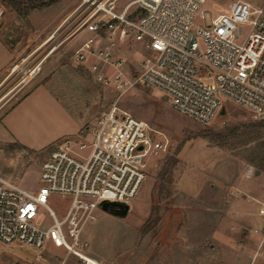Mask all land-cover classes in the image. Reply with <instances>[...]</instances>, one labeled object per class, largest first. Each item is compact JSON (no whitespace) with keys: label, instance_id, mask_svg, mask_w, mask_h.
<instances>
[{"label":"rangeland","instance_id":"1","mask_svg":"<svg viewBox=\"0 0 264 264\" xmlns=\"http://www.w3.org/2000/svg\"><path fill=\"white\" fill-rule=\"evenodd\" d=\"M234 1L205 0L202 8L216 15ZM242 1L258 7L264 0ZM78 4L59 0L22 17L0 1V79L7 77L0 82V177L35 193L49 153L66 140L85 141L95 120L115 107L162 134L168 148L150 160L125 218L94 212L95 220L84 227L92 228L85 255L102 264H264V169L251 163L253 152L264 150L260 143L235 147L231 140L221 145L211 139L227 127L256 122L251 114L225 104L224 116L202 125L153 89L99 82L71 59L86 35L54 34ZM121 55L129 78L149 53L131 43ZM171 158L176 164L167 169ZM69 201L52 195L47 205L60 220ZM41 222L52 224L45 210ZM0 264L85 263L47 244L42 250L4 246Z\"/></svg>","mask_w":264,"mask_h":264},{"label":"built area","instance_id":"2","mask_svg":"<svg viewBox=\"0 0 264 264\" xmlns=\"http://www.w3.org/2000/svg\"><path fill=\"white\" fill-rule=\"evenodd\" d=\"M78 1L54 34L86 35L71 59L99 82L153 89L177 113L202 125L225 104L264 121V1L257 7L237 0L216 15L202 8L205 0H131L122 6L119 0ZM131 43L149 55L128 78L121 51ZM88 133L85 141L66 140L49 153L35 193L0 177V250L11 245L42 250L51 244L86 260L88 244L81 234L95 220L94 212L104 202L132 201L150 160L168 148L162 134L115 107ZM52 195L70 200L60 220L47 205ZM42 210L52 221L47 228Z\"/></svg>","mask_w":264,"mask_h":264},{"label":"trees","instance_id":"3","mask_svg":"<svg viewBox=\"0 0 264 264\" xmlns=\"http://www.w3.org/2000/svg\"><path fill=\"white\" fill-rule=\"evenodd\" d=\"M6 8L13 10L19 16L25 17L30 10H43L59 2V0H0ZM212 141H220L222 144L233 141L232 146L246 147L251 144L260 143L264 150V121H256L248 124H239L227 127L218 134L211 135ZM252 165L256 170L264 169V152H253ZM168 168L173 167L176 161L171 158L166 162Z\"/></svg>","mask_w":264,"mask_h":264},{"label":"water","instance_id":"4","mask_svg":"<svg viewBox=\"0 0 264 264\" xmlns=\"http://www.w3.org/2000/svg\"><path fill=\"white\" fill-rule=\"evenodd\" d=\"M164 101H166V99H164ZM225 115V109L222 108L221 112H220V116H224ZM256 174L258 173V171L255 172ZM100 209L117 218H125L129 208L126 204H122V203H101L100 204Z\"/></svg>","mask_w":264,"mask_h":264},{"label":"crops","instance_id":"5","mask_svg":"<svg viewBox=\"0 0 264 264\" xmlns=\"http://www.w3.org/2000/svg\"><path fill=\"white\" fill-rule=\"evenodd\" d=\"M85 38V36L83 37V38H79L80 40H78L77 42H76V44H75V46L78 44V43H80L83 39ZM37 48L38 47H36L35 48V50H37ZM7 77L6 76H4V78H2V79H0V82H2L4 79H6ZM85 231V229L83 230V232H82V234H81V240L83 241V242H87L86 241V238L85 237H87V233H90L91 231H92V228L91 229H89L88 228V230H86V232H84ZM86 253V251L84 252V254ZM85 257H86V260H81V259H79L81 262H84L85 264H87V262H89V261H92L93 263H95V264H102L100 261H96V260H94V259H91V258H89V257H87L86 255H85ZM77 258V257H76ZM78 259V258H77Z\"/></svg>","mask_w":264,"mask_h":264},{"label":"bare ground","instance_id":"6","mask_svg":"<svg viewBox=\"0 0 264 264\" xmlns=\"http://www.w3.org/2000/svg\"><path fill=\"white\" fill-rule=\"evenodd\" d=\"M50 42V41H49Z\"/></svg>","mask_w":264,"mask_h":264}]
</instances>
